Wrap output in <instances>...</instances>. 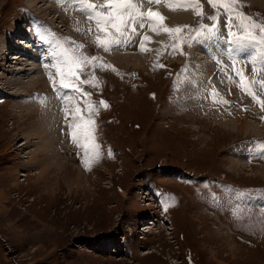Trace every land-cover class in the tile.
Here are the masks:
<instances>
[{"label":"rangeland","instance_id":"obj_1","mask_svg":"<svg viewBox=\"0 0 264 264\" xmlns=\"http://www.w3.org/2000/svg\"><path fill=\"white\" fill-rule=\"evenodd\" d=\"M201 3L205 15L212 16L215 10L207 0ZM241 3L243 12L264 21V9ZM187 10L194 21L184 25L193 29H185V37H194L201 24H213L196 14L198 7ZM223 19L221 14L219 23ZM32 23L49 31L47 39L35 41V52L41 46L49 52L58 40L68 46L64 38H70L84 45L85 55L103 58L92 61L84 74L73 68L78 79L67 81L91 93L98 110L93 139L81 141L83 147L73 143L62 96L76 94L54 90L49 78L32 87L35 74H15L25 58L3 66L6 49L0 46V264H264V153L259 147L264 128L254 135L242 125L248 118L264 122V112L258 113L264 109L256 103L258 112L242 111L211 86L209 98L199 97L210 83L206 75L193 76L191 49L197 36L188 46L176 44L173 33L158 55L150 52L153 39L141 50L138 35L127 46L105 51L96 43L97 36L108 38L105 32H97L95 23L71 4L0 0V42L19 24L18 36L29 40ZM33 50H26V61L34 60L28 63H36ZM6 53L21 56L20 47ZM113 55H129L142 64L124 66L122 59L107 57ZM88 99L81 95L82 109ZM101 100L107 107L99 105ZM50 106L57 110L53 140L59 144L52 165L46 163L48 151H39L49 140L40 129ZM238 118L237 129L224 123ZM93 144L99 145L98 156ZM241 159L247 168L238 166Z\"/></svg>","mask_w":264,"mask_h":264},{"label":"snow or ice","instance_id":"obj_2","mask_svg":"<svg viewBox=\"0 0 264 264\" xmlns=\"http://www.w3.org/2000/svg\"><path fill=\"white\" fill-rule=\"evenodd\" d=\"M161 0H148V3H160ZM166 3L176 5L177 7L187 10L189 8H199L197 15L202 19L206 18L213 21L211 26L201 24L196 31L197 37L201 39H215L217 41L223 39L219 34V16L221 14L227 17L226 27L228 31V38L224 39V43L228 45L227 54L232 60V68L235 75L239 77V83L237 87L241 89L245 94L251 96L253 101L258 103L262 109H264V100L257 96V86L261 92H264V81L248 80L244 74V67L248 63H252L254 70L256 65L259 64L258 70L264 71V21H258L256 17L251 16L242 11L244 5L241 0H207V3L215 10L212 16H206L203 12V4L201 0H165ZM68 4H72V0H62V7H67ZM74 10L80 11L96 25V31L105 32L108 37L105 40H101L99 36L96 38L98 47L103 48L105 51H110L112 48H119L127 46L139 35L137 31V25L143 28L146 24L151 26L154 24L164 27V31L169 34L176 33V44H187L191 46L192 40L195 37L183 35L185 29L192 32L191 26H177L175 29L163 26L162 21L165 19L160 16L159 13H152L151 9L145 13L142 10V6L137 4L135 0H106L103 5H96L92 3V0H75L72 4ZM79 23V22H77ZM81 31V29H75ZM88 33H92V29L89 28ZM114 33V34H113ZM41 39H45L44 34H41ZM67 41L65 46L64 42L58 40L53 47L50 48L48 56L50 63L46 64V68L54 70V75L50 73L49 79L52 81L53 89L59 91L60 89H68L71 93L76 95L64 94L62 100L64 102L65 118L70 128V136L73 143L84 144L81 141H90L93 139L94 125L93 116L98 110V106L94 105L90 99L91 93L84 92L83 89L75 82L72 81L78 76L73 71V68H79L81 74L83 69L91 65L92 61L102 60V57L85 55L81 49L84 48L82 44H76L71 41L70 38H64ZM143 39H147L144 37ZM50 46L52 42L49 41ZM73 45H75L73 47ZM139 48L144 50L143 40L141 41ZM175 50V44L173 45ZM246 53L243 57H238L235 53ZM221 63V61H217ZM237 65H243L244 67H237ZM104 65H101L103 67ZM164 67V65H161ZM222 71L227 74V66L222 65ZM55 76L59 77V83L56 82ZM85 80L82 83H87ZM232 77L229 76V83H234ZM97 86L96 84L92 85ZM81 95L89 97L84 104V109L81 107ZM215 98L218 94L211 93ZM227 103V101H221ZM99 105L107 107V103L103 100L99 102ZM86 110L87 118L83 112ZM70 117V120H69ZM264 120V117H261ZM261 153H264V142L260 145ZM99 145L93 144L91 150L94 156H98ZM87 155V150H86ZM264 158V157H262ZM87 163V161H86Z\"/></svg>","mask_w":264,"mask_h":264},{"label":"bare ground","instance_id":"obj_3","mask_svg":"<svg viewBox=\"0 0 264 264\" xmlns=\"http://www.w3.org/2000/svg\"><path fill=\"white\" fill-rule=\"evenodd\" d=\"M241 1H244L246 4H248L250 6H253V5L258 6V7L260 6V8L264 9V0H241ZM135 2L139 5H141L142 9L145 8L144 10L145 11L147 10L146 13L148 12L149 9H151L152 13H159L160 16L165 18L162 21L163 26H166L168 28L175 29L177 26H184L185 24H189V23H192L194 21L192 15L188 14V12L190 10H181V8L177 7L176 5L170 6L168 3L165 2V0H161V2L158 4L157 3L149 4L148 0H135ZM103 3H104V1H103ZM28 6L32 7V4L28 3ZM24 20H25V17L23 16V19L21 22H23ZM35 26L36 25L34 23H32V25H30L29 29H27L28 32L30 31L29 33H31V35L33 33L35 34V36H34V34L32 37L30 36L31 37L30 38L31 40L29 39L30 41L26 39L27 41L25 40V42H23L24 39H22L21 37L18 36L19 29L22 27V24L21 25L19 24L17 26V28L19 27L17 29V31L13 35L9 36L8 40L6 39V41L0 42L1 48L6 49V50L2 51V53H1V56L2 57L4 56V59L2 60L4 62L3 66L7 67L9 65V63H8L9 59H11V60L17 59V61L19 60L22 62L25 58L24 68L19 69V70H15V74L21 75V74H23V72H27V71L29 73L27 75L35 74L36 75L35 78L32 77V79L30 80V85H32V87H34L33 85H36V84H39L42 82L45 83L46 79L49 78L48 76L50 75V73L54 75L53 69L45 67V65L47 64L46 63L47 61H49V63H50V58L48 56L47 50L44 49L42 46L38 51H36L37 54L33 50L35 48L34 47L35 41L36 42L38 41L41 34H44L45 39L48 38V34H49L48 27L44 25L40 29H38V27H37L38 25L36 27ZM156 27H158V26H156L155 24L151 25V26L148 25V28H146V29L144 28L141 30L137 29V31L139 32L138 36H140V38L143 39L144 37H147V39H143L144 40V42H143L144 43V50H147L146 47H147V44L149 42L148 39H153L152 40L153 46L150 45L151 46L150 52H152V54L156 53L158 55V53L162 51L163 45L167 42L166 40L168 38H170L171 34L164 31V27H162L161 25H159V27H161V28H159V27L156 28ZM145 30H146V32H144ZM219 34L223 38L219 41H217L215 39H201L199 37H196V40H195L196 43L195 42L193 43V48L191 49V63H192V66L197 69L193 73V76L194 75H196L197 77H201L203 75L207 76L206 81L210 84H207L206 87L201 88V91L202 90H208L210 88V86H211V88L214 87L213 89L217 90L218 93L222 94L220 92V91H222L224 95L228 96L231 99L233 98V101H231L232 104L234 103V104L238 105L241 109H243L242 111H245L244 109L249 108L253 111H254V109H257V111L255 110V112H258L260 108H258V105L256 104V102L253 101L252 97L248 96L243 91H241V89L239 87H237V84L239 83V77H237L235 75V72L232 68V60L229 57V55L227 54V49L229 46L223 42L224 39L228 38L226 21L224 19H223V21H221L219 23ZM147 40H148V42H147ZM31 42H33V43L31 44ZM11 47L12 48L20 47L21 56L19 54H15L16 55L15 58H13V55H12V58H9V55L6 52H7V49L11 48ZM26 50H28V51L33 50L34 51L33 53H31V55H33V58L35 57L36 63H28L29 61L34 62V60H27L26 61L27 57L30 56ZM24 53H25V56H24ZM142 54L143 53H141V52L139 53V55H142ZM18 55H19V57H18ZM235 55H237L238 57H243L246 55V53L237 52V53H235ZM131 56H132V54H131ZM131 56L128 55L127 57L126 56L125 57H115V55H113V56H107V57L109 59H112L113 61L116 60L117 62H121V59H122L121 63L124 66L129 65V64H132L134 67H137L138 64H140V66H141L142 60H140V61L133 60V57H131ZM218 60L221 61V63H218L217 62ZM222 65L227 66V74H225V72L222 71ZM237 67L239 68V67H244V66L243 65H237ZM259 67H260V65L257 64L256 70H254V66L252 63H248L247 66L244 67V74L248 80L263 81L261 76H262V72L264 73V71L258 70ZM39 75L42 77V79L40 78ZM196 76H195V78H196ZM229 76H231L233 81H235L234 83H229ZM193 80H194V78H193ZM18 82L20 83V81H18ZM194 82H196V80H194ZM201 82H202V80H201ZM191 83H190V86H191ZM21 85H22V83L19 84V86H21ZM196 85H197V83H196ZM186 87H187V85H186ZM198 87H199V85H198ZM191 89L194 90L196 88H194V89L191 88ZM191 89L189 90V92L191 91ZM257 89H258L259 93L264 97V92H261L258 86H257ZM197 90H198V88H197ZM199 91H200V89H199ZM209 92H210L209 90L206 93L200 92V94H198V95H199V97L200 96L201 97H208ZM190 97H192V96H190ZM192 98L194 99V96ZM82 106L83 105H81V107ZM238 106L235 107V110H239ZM50 108L52 111L49 109V111L46 112L45 121L42 120V124H41L43 126V128L40 129V131L42 132V136L45 135L44 137H48L47 139H49V140H48L47 144L41 145V148L39 151H41V149L42 150L46 149L48 151V153L46 152L47 154H49L48 160L46 161V163L52 165V160H54V158L57 156L55 154V152L57 151V148H59V144L57 143V141H55L56 139L53 140L54 129L56 126H58V124H57L58 119H56V114L53 113V110H55V111H57V110H56V107H54V106H50ZM233 110H234V108H233ZM234 111H233V113H235V115L234 114L233 115L236 116V112H234ZM242 111H241V114H242ZM226 112H223L222 117H225L227 119L228 115L226 116V114L228 112L227 113ZM261 112H264V111L262 110V111H259L258 113L262 114ZM83 113L86 114L87 113L86 110ZM243 114H244V112H243ZM261 116L264 117V115H261ZM229 119L232 120V119H235V117L230 118V116H229ZM236 119H237V117H236ZM254 119H257V118H254ZM254 119H250V118H248L246 120L244 119L245 122L242 123L243 130L246 131V133H253L254 135H259V134H261V132L264 128V122H262V121L259 122V121L254 120ZM239 121H240V119L238 121H234V122H225L224 121V123H225V125H228V126L231 125L230 127H232L233 129H237ZM38 136H39V139L44 140V137H42L40 135H38ZM25 145H26V143H25ZM238 163H239L238 166L242 167L243 169L247 168V165L244 162V160L242 161V159H241L238 161ZM261 171H263V170H261ZM23 177H24V175H23ZM14 185L19 186L18 184H14ZM146 255L149 256V255H153V254H152V252H149Z\"/></svg>","mask_w":264,"mask_h":264},{"label":"crops","instance_id":"obj_4","mask_svg":"<svg viewBox=\"0 0 264 264\" xmlns=\"http://www.w3.org/2000/svg\"><path fill=\"white\" fill-rule=\"evenodd\" d=\"M44 99V98H43Z\"/></svg>","mask_w":264,"mask_h":264}]
</instances>
